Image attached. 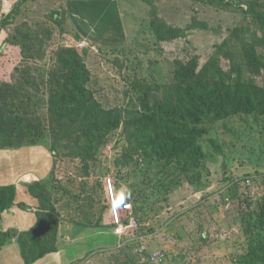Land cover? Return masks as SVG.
<instances>
[{
	"label": "rangeland",
	"instance_id": "1",
	"mask_svg": "<svg viewBox=\"0 0 264 264\" xmlns=\"http://www.w3.org/2000/svg\"><path fill=\"white\" fill-rule=\"evenodd\" d=\"M121 3L138 7L134 16L123 15L125 22H131H126L125 35L114 40L107 35L113 31L105 30L98 38H85V47H77L76 40L81 38L69 34L54 18L56 0H0V32L18 38L17 44L0 55V185H17V211L28 229L52 215L49 221L54 225L51 229L44 225L43 230L50 235L56 230L61 246V252L34 264H243L250 233L264 235L254 225L264 212V116L239 114L218 121L213 131L218 151L206 140L200 165L184 172L174 163L171 178L159 174L161 161L150 168L141 142L124 131L122 124L94 151L86 171L79 154L52 150L47 110L51 88L46 72L56 52L71 44L85 51L95 99L108 109L117 107L124 114L134 109L136 113L141 110L140 94L149 91L152 98H163L179 60L199 56L204 63L227 37L230 45L240 44L241 36L234 32L243 24L258 29L254 34L262 36L256 21L242 9L255 4L264 13V0ZM16 5L15 17L2 28ZM194 16L206 22L204 27L193 23ZM161 28L168 34L180 30L185 37L164 42L159 40ZM223 65L230 67L227 60ZM248 73L263 83L264 70ZM10 116L13 123L21 119L46 126V131L42 136L36 132V140L29 134L22 138L6 134L2 130ZM108 177L119 196L126 188L136 198L130 200L141 225L134 235L114 237L113 242L110 231L100 228H86L88 237L78 239L80 225L73 221L94 222L100 205H107L104 223H111L105 190ZM170 180L176 185L163 191L162 183ZM236 194L239 207L230 217L228 206L235 204ZM3 222L7 220L0 218V241L10 244L21 231L5 229ZM21 258L14 244L0 253V264H24Z\"/></svg>",
	"mask_w": 264,
	"mask_h": 264
},
{
	"label": "trees",
	"instance_id": "2",
	"mask_svg": "<svg viewBox=\"0 0 264 264\" xmlns=\"http://www.w3.org/2000/svg\"><path fill=\"white\" fill-rule=\"evenodd\" d=\"M193 1L209 4L218 0ZM255 7V4H251L242 10L256 21L257 26L262 30V36L254 34L258 29L252 30L250 26L246 27L243 24L234 32L236 36H241L240 44L230 45L227 37L225 41L217 44L212 56L204 63L199 56L179 60L173 82L165 87L163 98H152L149 91L140 94L141 110L136 113L134 109L125 114L117 107L108 109L95 99L90 83L92 73L85 61V51L80 52L70 46L59 49L51 68L46 72V83L51 88L47 110L50 115L48 131L52 150L56 153L79 154L83 168L88 171L90 161L94 159V151L98 150L108 136L123 124V130L131 133L141 142L150 168L161 161L159 174L164 172L168 178H171L170 168L174 163H177L179 169L184 172L198 167L206 153L204 149L206 140L214 152L218 151L213 132L218 121L239 114L264 116V79L261 84L248 73L257 74L264 70V13ZM18 10L19 6L16 5L7 14L2 22V28H5L15 17ZM53 11L54 18L60 24H64V30L72 33L65 14L58 8ZM193 23L200 24L201 27L206 24L198 18H195ZM183 35L185 34L177 29L170 34L162 29L159 40L167 42L185 37ZM17 43V37L7 36L2 30L0 55L3 54L4 49L8 50L9 45ZM224 60L228 61L229 68L223 65ZM156 89H159L158 86ZM28 109L26 108L25 111ZM2 131L11 136L17 134L18 138L29 134L36 140V132L39 136L44 135L46 126L31 125L21 119L13 123L10 116ZM162 184L163 191H166L176 185V182L170 180ZM17 197L16 184L0 185V216L17 204ZM131 198L136 199L133 194ZM235 198L240 199L237 194ZM126 200L133 202L130 199ZM236 201L239 202L235 199V204L228 206L230 217L232 210L238 206ZM41 208V211L45 212L46 207ZM106 208L107 205H100L99 215L94 222H73L84 229L109 230L112 234L109 241L113 242L112 238L119 236L114 234L111 223H104ZM48 216L44 221L39 220L32 228L21 231L18 236L17 242L25 264H34L59 251L56 230L54 235L43 230L44 225L48 226V229L54 225L53 221H49L52 215ZM136 218L139 220L138 217ZM254 223L264 230V212ZM248 239L250 246L242 256L243 264H264V235L261 231L256 234L252 232ZM5 245L6 243L0 241V250Z\"/></svg>",
	"mask_w": 264,
	"mask_h": 264
},
{
	"label": "crops",
	"instance_id": "3",
	"mask_svg": "<svg viewBox=\"0 0 264 264\" xmlns=\"http://www.w3.org/2000/svg\"><path fill=\"white\" fill-rule=\"evenodd\" d=\"M57 2L58 9L65 14L72 33L76 30V33L74 34L79 35V38H81L80 40H86L85 38H98L102 36V33L105 30L113 31H109L111 34H107L108 38L112 37L114 40L120 39V37L124 36L127 31V24H131L130 20L126 21V24L123 20V15L131 14L134 16L137 12L134 8H138L129 4L124 5L121 3V0H56V3ZM72 33L69 34L75 37ZM18 208L19 207L15 205L0 216L4 221L7 220V222H3L5 229L11 228L17 229L18 231L28 229L24 216H20L21 213L17 211ZM14 212L17 213L16 215H18V217L13 214ZM7 217H10V219L8 220ZM80 228L83 227L78 226L77 231H80L79 233L81 234L78 239L86 236L85 229L82 231ZM68 237L71 239V236ZM14 244L19 247L17 238H14L12 242L10 241V244H6L2 250H0V253H3L8 247L13 246ZM60 247L58 253L61 252ZM22 261L25 264L23 259Z\"/></svg>",
	"mask_w": 264,
	"mask_h": 264
},
{
	"label": "built area",
	"instance_id": "4",
	"mask_svg": "<svg viewBox=\"0 0 264 264\" xmlns=\"http://www.w3.org/2000/svg\"><path fill=\"white\" fill-rule=\"evenodd\" d=\"M72 39L75 41V38ZM68 45L72 46L71 44ZM76 45L77 47H85L87 43L86 40H76ZM105 190L114 234L120 238H128L134 235L140 227V222L134 215L133 202L125 200L122 204L116 203L119 195L112 177L105 180Z\"/></svg>",
	"mask_w": 264,
	"mask_h": 264
},
{
	"label": "clouds",
	"instance_id": "5",
	"mask_svg": "<svg viewBox=\"0 0 264 264\" xmlns=\"http://www.w3.org/2000/svg\"><path fill=\"white\" fill-rule=\"evenodd\" d=\"M131 198V192L128 189H123L119 196V199L116 201L117 204H122L126 199Z\"/></svg>",
	"mask_w": 264,
	"mask_h": 264
}]
</instances>
